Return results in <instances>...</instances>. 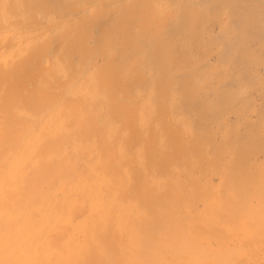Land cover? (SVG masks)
<instances>
[{"label": "bare ground", "instance_id": "1", "mask_svg": "<svg viewBox=\"0 0 264 264\" xmlns=\"http://www.w3.org/2000/svg\"><path fill=\"white\" fill-rule=\"evenodd\" d=\"M0 264H264V0H0Z\"/></svg>", "mask_w": 264, "mask_h": 264}]
</instances>
